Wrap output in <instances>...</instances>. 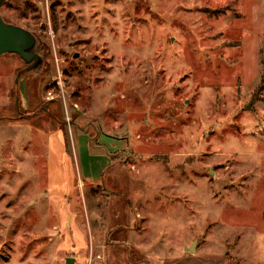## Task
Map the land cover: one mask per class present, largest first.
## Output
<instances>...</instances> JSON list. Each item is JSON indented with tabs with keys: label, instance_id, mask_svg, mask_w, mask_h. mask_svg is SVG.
<instances>
[{
	"label": "rangeland",
	"instance_id": "obj_1",
	"mask_svg": "<svg viewBox=\"0 0 264 264\" xmlns=\"http://www.w3.org/2000/svg\"><path fill=\"white\" fill-rule=\"evenodd\" d=\"M241 1H3L42 60L0 56V264H264V35Z\"/></svg>",
	"mask_w": 264,
	"mask_h": 264
},
{
	"label": "water",
	"instance_id": "obj_2",
	"mask_svg": "<svg viewBox=\"0 0 264 264\" xmlns=\"http://www.w3.org/2000/svg\"><path fill=\"white\" fill-rule=\"evenodd\" d=\"M3 1L0 0V56L5 53H16L27 64L23 70H30L42 60L39 53L35 51L36 36L27 28L10 23L3 18L1 14ZM186 249L194 251L195 245L188 246ZM74 261L75 258L73 256L66 258V264H74Z\"/></svg>",
	"mask_w": 264,
	"mask_h": 264
},
{
	"label": "crops",
	"instance_id": "obj_3",
	"mask_svg": "<svg viewBox=\"0 0 264 264\" xmlns=\"http://www.w3.org/2000/svg\"><path fill=\"white\" fill-rule=\"evenodd\" d=\"M245 2V3H244ZM243 5V7H246V11H243V15L241 20H245V23H243V25H246V27L248 29H251L252 26V19L256 17L260 20V26H259V34H263L264 35V0H242L241 1V6ZM238 20V19H237ZM251 25V26H250ZM78 178L80 181H82V176ZM67 180L70 181V185L66 186L63 188L62 191H60L61 186H59V188H57L56 184L54 183L55 179L53 177H51V180L49 182V191L52 194H60L61 196H71L73 189H74V183H73V177L72 175H67ZM85 180L89 181V182H93L95 183L94 179L92 178V176L90 175H86ZM67 181V182H68ZM51 186L53 187L51 190Z\"/></svg>",
	"mask_w": 264,
	"mask_h": 264
},
{
	"label": "trees",
	"instance_id": "obj_4",
	"mask_svg": "<svg viewBox=\"0 0 264 264\" xmlns=\"http://www.w3.org/2000/svg\"><path fill=\"white\" fill-rule=\"evenodd\" d=\"M264 65V64H263Z\"/></svg>",
	"mask_w": 264,
	"mask_h": 264
}]
</instances>
